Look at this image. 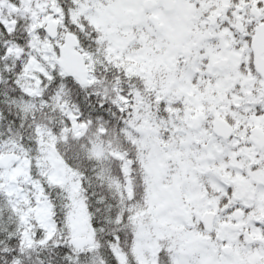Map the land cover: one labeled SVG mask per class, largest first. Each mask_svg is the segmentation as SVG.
<instances>
[{"label":"snow or ice","instance_id":"6c2138e0","mask_svg":"<svg viewBox=\"0 0 264 264\" xmlns=\"http://www.w3.org/2000/svg\"><path fill=\"white\" fill-rule=\"evenodd\" d=\"M0 264H264V0H0Z\"/></svg>","mask_w":264,"mask_h":264}]
</instances>
